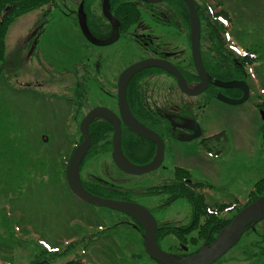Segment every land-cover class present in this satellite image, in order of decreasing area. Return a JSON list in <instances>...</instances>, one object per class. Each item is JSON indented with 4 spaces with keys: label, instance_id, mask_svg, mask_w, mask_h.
<instances>
[{
    "label": "rangeland",
    "instance_id": "obj_1",
    "mask_svg": "<svg viewBox=\"0 0 264 264\" xmlns=\"http://www.w3.org/2000/svg\"><path fill=\"white\" fill-rule=\"evenodd\" d=\"M54 1L56 5L51 8L40 35L41 54L37 51L32 54L27 71L20 69L16 43L21 34L41 19L23 18L24 13L37 6L19 12L4 33L0 60V264H31L36 258L49 264H160L147 254L142 227L130 215L82 201L71 192L65 167L73 146L81 140L78 123L85 112L93 105L102 104L117 111L116 74L125 65L149 54L150 48L153 51L161 47L162 52L186 71L194 69L188 24L171 1L154 4L138 1L141 15L137 21L128 27L122 26L120 36L111 43L97 45L81 34L79 17L86 15V5L100 10L102 0ZM219 1L231 16L227 43L231 42L230 46L238 52H244L250 44L259 56L253 62L258 71L252 73V65L248 68L253 79L249 80V96L245 100L225 102L208 90L183 96L191 105L186 108L192 116L188 117L199 122L202 135L223 133L213 142L218 150L212 153L205 149L199 142L201 135L179 140L182 131L178 129L177 133L172 131L163 136L164 157L158 167L139 174L126 173L115 166L110 155V132L109 142L103 140L92 147L89 145L79 169L81 179L86 181L97 180L108 189L132 190L134 200L148 205L153 212L158 223L159 244L173 253L194 252L203 241L212 239L206 238L209 229L206 234L202 232L204 216L207 217L204 211L196 222H191L194 212L186 191L173 196L163 189V184L175 179L174 165L187 167L192 181L205 183L196 187L190 183L194 192L202 191L203 200L216 206L223 204L215 208L219 216L213 219L218 220L231 216L236 210L229 209L228 205L247 199L252 183L264 175L259 115L262 106L255 104L257 93L264 92V85L260 84L264 81V0ZM199 17L200 47L206 52L213 33ZM66 48L72 51L69 61L77 54L82 61L89 55L94 59L96 52L101 51L106 55L101 58L102 63H108V67H103L100 73L95 71L94 79L80 77L83 75L80 65L78 76L57 75L61 66L47 62ZM51 51L56 54L51 55ZM37 67L45 71L44 77L37 76L34 70ZM34 79L41 80L42 84H35ZM136 80L145 88L144 96L149 95L151 105L162 104L176 110L180 93L173 92L177 86L171 75L157 68L140 73ZM26 82H30L29 86ZM186 82L192 86L197 80L191 76ZM71 96L78 100L68 98ZM188 117L181 122H187ZM123 136L126 137L125 132ZM151 186L159 191L147 192ZM256 228L263 232L264 218L256 222ZM216 234L215 231L212 235ZM257 237L255 231L243 232L210 264H256L263 259L254 246Z\"/></svg>",
    "mask_w": 264,
    "mask_h": 264
},
{
    "label": "water",
    "instance_id": "obj_2",
    "mask_svg": "<svg viewBox=\"0 0 264 264\" xmlns=\"http://www.w3.org/2000/svg\"><path fill=\"white\" fill-rule=\"evenodd\" d=\"M147 2H158L162 0H145ZM188 8L189 18V41L192 63L199 76V80L191 85H188L184 80L183 75L169 59L163 57H151L134 60L127 64L117 75L116 82V100L118 104V113L108 106L94 105L88 109L80 118L78 123L79 131L81 132V140L75 144L68 157L65 167L66 182L75 195L82 201H86L93 205L108 206L114 210H119L123 213L131 215L138 224L142 227L143 246L147 254L156 259L161 264H210V262L219 258L221 254L226 251L232 244L237 241L243 234V230L247 226H252L255 221L264 218V194L257 195L251 201L245 203L238 209L229 219L216 231L217 234L209 241L205 240L198 246L197 250L185 255L174 254L170 251L164 250L159 246L156 234V218L153 212L141 202L130 199L114 198L109 196H102L87 190L80 180V164L83 155L89 148L91 135H89V123L94 117H105L112 124L111 136V157L114 164L124 172L139 174L141 172L150 171L158 167L164 157V144L162 137L152 128L141 122L133 112L130 110L128 100L126 99V86L131 76L136 72L145 69L149 66L160 67L176 75V84L184 93L192 96L203 92L208 82L210 81L209 74L206 71L205 65L201 58L200 51V20L198 18L197 9L194 0H184ZM101 10L104 17L110 21L111 30L110 35L106 38H96L88 29L85 22L79 17L80 29L85 38L94 44H108L117 39L120 35L119 24L120 21L112 13L109 8V0H102ZM213 84L222 87H239L241 89L240 96L232 97L224 95L221 92L217 96L230 103H238L247 98L248 84L242 79H230L222 81L214 79ZM260 117L264 119V109L259 110ZM122 124L126 125L133 133L139 134L146 139H150L155 144V152L153 157L148 162L134 163L127 156L124 155L120 145ZM189 127L192 133L183 134L181 139H191L198 136L200 126L197 120L191 119Z\"/></svg>",
    "mask_w": 264,
    "mask_h": 264
},
{
    "label": "trees",
    "instance_id": "obj_3",
    "mask_svg": "<svg viewBox=\"0 0 264 264\" xmlns=\"http://www.w3.org/2000/svg\"><path fill=\"white\" fill-rule=\"evenodd\" d=\"M138 1H144V0H109V8L112 11V13L117 17V19L120 21V28L123 26L128 27L133 22L137 21V19L141 15V11L138 7ZM165 1V0H164ZM171 1L175 9H177L180 13V16L184 19L185 24H188V10L185 5L184 0H167ZM145 2V1H144ZM7 3V0H0V60L3 55V47H4V33L7 27V24L10 22V20L14 17V15L23 9H30V7L40 6L43 3H47L49 5L55 4L54 0H12V6L8 10H4V7ZM194 4L197 9L198 17L201 16L204 19V23L207 24V26L211 29L210 33H213L212 38H209L210 42L207 46L206 52H202V60L205 65L207 73L214 79H220L225 80L226 78L229 79H246V81L249 82L250 78L253 79L251 76L252 73H256L258 70H256V65L253 64L254 61L259 56V53L256 49L253 48L250 44L247 45V47L244 50V52H238L237 50L233 49V45L231 42L230 44L227 43V39L229 38L230 28L228 25V21L231 19V16L228 13V9L225 8L222 5V1L219 0H202V3H200L199 0H194ZM86 15H84V18L87 22V26L89 30L91 31V28L94 30L95 33H106L109 34L110 30V23L107 21L102 11L97 9H92L89 7V5L84 6ZM168 16V15H166ZM171 16V15H169ZM170 21V20H168ZM92 32V31H91ZM92 32V33H93ZM95 33V34H96ZM225 36V39L223 36ZM229 46V47H228ZM252 65L253 72L251 73L248 68ZM159 68V67H157ZM155 67H146L144 70H140L135 75H139L140 73H146L147 71H152L154 69H157ZM260 74V73H259ZM134 75V76H135ZM135 76V77H136ZM196 80H197V76ZM261 85H264V81H261ZM231 88L235 87H226L222 90H230ZM127 94L126 98L129 102L130 110L133 112V114L141 121L144 122L147 126L151 127L155 132L159 133L160 135L166 136L171 134L172 125L174 124L173 121H179L177 118L175 120V115L173 114V110L170 109V106L165 105H151L149 103L150 99H148V96H144L145 88H142L138 81L135 78V81H130L129 84L126 87ZM237 90V89H236ZM214 94V90L212 91ZM258 99L255 102L256 105H261L264 107V92H259ZM187 103V102H186ZM188 104V103H187ZM188 106H191L188 104ZM189 109V107L187 108ZM183 117H188L189 114L185 112L183 114ZM182 117V118H183ZM89 135H91V144L90 147H92L94 144H96L98 141H103L104 143L109 142V134L112 130V125L106 119L105 117H95L91 119L89 123ZM124 132L126 134V137L124 138ZM260 132H261V139L264 141V120H262L260 125ZM122 150L125 154V156H128L130 160H132L135 163H142L149 161V159L153 156V142L151 140H147L143 136L139 134L133 133L129 128H127L126 125H122ZM217 135H223L222 132H217ZM141 150V151H139ZM177 169V170H176ZM176 170V176L175 173H173V179L172 183L169 184H163V189L166 191H170L173 193V196H178L179 194H182L186 191L187 195L186 197L192 202V210L194 212L192 223L196 222L197 218H199L202 211L205 212L204 216V227L202 232L208 233V236L206 238L211 239L213 237V232L217 231L221 225L228 222L230 217H225L223 219H213L215 216H219L217 213V209L221 207L220 204L216 206L214 203H210L209 201L206 202L203 200L201 194L202 191H196L192 188H190V183H187L184 180L182 182H179V175L182 176L181 171L184 173L186 171L185 168L180 169L179 166L174 169ZM181 180V179H180ZM81 181H83L84 186L90 191L95 192L101 195L103 192H106L105 194L112 197H120L124 199H134V193L130 189H122V188H116L111 187V189H108V186H103L95 180L94 182L91 180H87L82 178ZM192 184L195 183V187L197 185H205L203 181H193ZM188 185L189 188H185V186ZM252 188L248 193V198L244 201L240 202L236 200V202H233L231 205L229 204V209L235 208V210L239 209V207L242 206V204H245L253 199L257 194L264 193V175L263 177H260L257 179L254 183H252ZM147 192L151 191H159V189L156 186H151L147 188ZM146 193V192H144ZM196 193V194H195ZM177 194V195H176ZM105 195V196H106ZM199 202V204L197 203ZM203 204V205H201ZM207 224V225H205ZM179 227H185V226H179ZM178 227V228H179ZM182 229V228H181ZM208 232H206L207 230ZM158 230V228H157ZM252 230L258 233V237L256 238L257 244L254 246L257 247L258 251L262 254L263 259L256 262V264H264V228H262L263 232L261 230H258L256 228V222H254L253 227H248L245 231ZM157 233V231H156ZM44 256V255H43ZM33 263V262H32ZM31 263V264H32ZM41 264V263H47V261L35 259V263L33 264Z\"/></svg>",
    "mask_w": 264,
    "mask_h": 264
},
{
    "label": "flooded vegetation",
    "instance_id": "obj_4",
    "mask_svg": "<svg viewBox=\"0 0 264 264\" xmlns=\"http://www.w3.org/2000/svg\"><path fill=\"white\" fill-rule=\"evenodd\" d=\"M145 2H147V1H145ZM148 3H150V2H148ZM154 3H156V2H154ZM154 3H150V4H154ZM12 4H13L12 3V0H7V3L5 5V7H4V10H8L9 8H11ZM55 5H56V3L55 4H52V5H49L47 3H43L40 6H37V7L33 8V9H31L29 12H26V13L23 14V18H26L27 20H29L32 16H35L37 19L38 18H41V19L38 20V22L36 24H34V26H32L31 29L28 32H26L25 34H21V38L16 43L17 55H18V59L20 60V69L25 70V71H27V69H29V63L31 62L30 59L32 58V54L35 51H37L38 53L41 54V48L39 47V42L41 40V36L40 35L42 34V31L45 28V23L47 22V20L49 18V15L51 14L50 13L52 11L51 8L53 6H55ZM25 10H29V9H23V10H20L19 12H22V11H25ZM19 12H17L14 15V17H16L17 15H19ZM81 19L83 20V22H85V24L87 26V22H86V20L84 18V15L83 16L81 15ZM8 24H7V26H8ZM200 27H201V24H200ZM79 28H80V26H79ZM188 29H189V22H188ZM110 30H111V23H110ZM80 31H81V29H80ZM91 31L93 32L94 30L91 28ZM119 32H120V24H119ZM95 33H92V34L96 38H98V39L99 38H106V37H108L110 35V32H109V34L102 33L104 36L98 37ZM81 34H82V32H81ZM120 34H121V32H120ZM200 34H201V32H200ZM83 36H84V34H83ZM22 44H24V45H22ZM152 49H153V47L149 49L150 50L149 54H146L145 56H143L141 58H145L146 56H151V57L158 56V57H163V58H165L167 60L169 59L173 64H175L177 66V68L179 69V71L183 75L184 80H188L189 77H191V76H197V80L199 79L198 74H196V70H195V67H194V63H193V68L194 69L191 70V71H186V69L185 68H182V66L180 64H178L171 56H169V55L167 56L166 53L162 52L161 47H159L158 49L153 50V51H152ZM200 51H201V47H200ZM71 52L72 51H68V49L66 48V50L63 51L61 53V55L58 54V55H60V56H58L55 52H52L51 51V53H52L51 55L56 54V57L57 58L54 59V58L50 57L49 60H48V62H47V64H50V65H60L61 66L59 68L60 70L57 68V70H59L58 73H56L57 75L58 74H60V75L64 74L66 76H70L71 77L72 74H76V76H78V73H79L78 70H79V65H80L81 71L83 72V75H81L80 77H87L89 79L90 78L94 79V73H96L95 71H98L100 73V70L103 67H108V63H106V64H103L102 63L103 62V59L101 60V58L102 57H105L106 58V55H103L101 53V51H97L96 52V55H94L95 56L94 59H91L93 56L92 55H89V56L85 57L83 61L81 60V57L80 56L78 57L79 54H77V56H74L75 58H74L73 61L67 60L68 58H70V53ZM111 55H113V53ZM201 55H202V51H201ZM141 58H139V59H141ZM60 61L63 62V65L60 64L61 63ZM34 70H36V74H37L38 77H44V75L46 74L45 71L43 72L42 70L39 69V67H37V69L35 68ZM161 70L163 72H165V74L171 75L173 77V79L175 80V86H177V84H176V78H177L176 75H174L173 73H171L169 71H166V70H164L162 68H161ZM46 71H47V69H46ZM82 72H80V73H82ZM119 72H118V74H119ZM118 74H116V82H117V75ZM134 75L131 76V78L128 81L127 85L129 84L130 81H135V78H136L135 76L136 75L135 76ZM213 80L214 79L210 76V81L208 82L207 86L205 87V89L203 91L208 90V91L212 92L214 90V96L215 95L217 96V92H219L218 89H223V88L221 86H218L216 84H213ZM244 80L246 81V79H244ZM33 81H34L35 84H40V83L42 84L41 80L34 79ZM79 82H80V80H79ZM246 82L248 83V81H246ZM28 84H30V82H26L25 83V85H28ZM248 85H249L248 86V93H249L250 83H248ZM115 87H116V83H115ZM173 92L174 93H180L178 95V98H179L178 104H176V106H175V109L176 110H173V114L175 115V120L177 118H179L178 119L179 121H177V120L176 121H173L174 124L172 125L171 132L172 131L173 132L174 131L176 132L178 129L180 131H182V134L180 136L178 135V139L179 140H182L181 137H182L183 134H188V133H192L193 132L191 130V128L189 127V125H190L189 123L191 121L190 119H193L194 117L193 118H189V117H192L190 115L188 117V121L187 122H183V121L181 122V119L184 116L183 114H185V112H187V109L186 108H188V107L191 108V106H188V104H186L187 101H186L185 97H183L184 95H186V93H184V91L181 88H179V86H177L176 88L174 87ZM226 92L230 96L237 97V96H239L241 94L242 91H241V89L239 87H237L235 89L234 88H231L230 90L223 91L224 94H226ZM126 94H127V90H126ZM115 97H116V94H115ZM68 98H73V100H75V101L78 100V99H76L75 97H72V96L71 97H68ZM115 112H117V113L119 112L118 111V108H117V111H115ZM199 126H200V124H199ZM200 131H201V127H200ZM216 133L215 134H205V135H202V131H201V133L198 135V136L201 135L199 137V142L204 146L205 149H207L208 151H210L212 153L214 151H217L218 150V148H216L213 145V142H216V138H219L221 136V135H217ZM160 136L162 137V135H160ZM162 140H163L164 150H165V143H164V138L163 137H162ZM183 140H185V139H183ZM154 151H155V144L153 146V153H154ZM174 166H175L174 169L177 168V166H179L180 169L185 168L186 171H184V173L181 171L182 177L183 178L185 177V181L187 183L193 182L192 179L190 178L191 176H189L190 171H189V169L187 167L182 166V165H178V164H176ZM174 169H173V173H175V176H176V170L177 169L175 171H174ZM194 181L196 182V181H199V180H194ZM180 182H182V180L179 179V182L178 183L180 184ZM115 198H117V197H115ZM147 208L150 210V207L148 205H147ZM164 250H165V248H164Z\"/></svg>",
    "mask_w": 264,
    "mask_h": 264
}]
</instances>
